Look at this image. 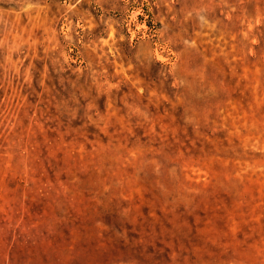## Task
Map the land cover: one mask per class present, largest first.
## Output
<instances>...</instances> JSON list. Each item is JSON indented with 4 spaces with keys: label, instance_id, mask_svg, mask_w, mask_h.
Listing matches in <instances>:
<instances>
[{
    "label": "rangeland",
    "instance_id": "1",
    "mask_svg": "<svg viewBox=\"0 0 264 264\" xmlns=\"http://www.w3.org/2000/svg\"><path fill=\"white\" fill-rule=\"evenodd\" d=\"M0 264H264V0H0Z\"/></svg>",
    "mask_w": 264,
    "mask_h": 264
}]
</instances>
